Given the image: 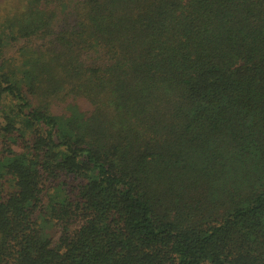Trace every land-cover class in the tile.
Returning <instances> with one entry per match:
<instances>
[{
    "label": "trees",
    "instance_id": "16d2710c",
    "mask_svg": "<svg viewBox=\"0 0 264 264\" xmlns=\"http://www.w3.org/2000/svg\"><path fill=\"white\" fill-rule=\"evenodd\" d=\"M0 264H264V0H0Z\"/></svg>",
    "mask_w": 264,
    "mask_h": 264
}]
</instances>
